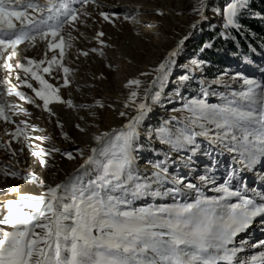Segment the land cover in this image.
<instances>
[{"label": "snow or ice", "instance_id": "obj_1", "mask_svg": "<svg viewBox=\"0 0 264 264\" xmlns=\"http://www.w3.org/2000/svg\"><path fill=\"white\" fill-rule=\"evenodd\" d=\"M82 6L91 5L101 9L94 17L92 12L70 7V0H0V70L7 75L0 79V122L14 125V130H4L10 137L0 147L10 151L13 158L23 153L24 147L12 149V140L24 144L29 140L27 129L34 126L27 121L17 123L13 109L19 106L9 103L7 96L18 97L21 101L46 112L49 118L57 117L56 108L63 106L71 110L88 112L91 108L103 109L102 101L95 104H77L62 94L70 90L75 82L77 69L74 61L68 59L75 48V41L81 26L90 28L93 23H108L115 26L120 13L105 11L102 0H76ZM206 0H198L193 8L199 19L190 27L199 28L207 20ZM251 7V0H227L226 5L214 9L223 14L224 27H239L238 18ZM156 15L165 16L162 10H155ZM183 15V13H178ZM123 19H130L125 15ZM264 19V16L261 17ZM70 30L65 32V28ZM82 35V34H81ZM139 35V33H137ZM189 35L181 38L167 51L164 58L151 72H141L140 76L155 74L156 80L163 81L172 70L177 57L181 54ZM104 31H96L93 39L100 47L77 51L80 56L88 57L95 53L107 59L105 48L112 47L104 39ZM39 42H45L43 58L20 55V46L35 48ZM210 46V45H209ZM51 53V54H49ZM194 65L203 63L193 60ZM110 68L111 64L108 65ZM19 81V86L12 83V74ZM103 79L104 77H100ZM188 80L187 75L180 77ZM214 81L213 83H218ZM144 81L133 78L127 82L130 89L128 101L124 107L135 105V115L120 111L121 117H128L127 123L120 130L94 133L92 139L96 146L78 149V155H88L85 162L76 170L73 177L55 185L45 184L35 173L22 175L19 161L9 168L0 169L4 176L19 178L32 183H39L46 189L43 194L20 193L12 187L8 191L18 194V198L5 202L7 213L0 218V225L10 226L11 230L0 227V264H264V251L241 261L238 253L244 249L231 247L235 238L246 232L256 218L264 219V193L247 195V188L233 189V173L227 181L215 187L218 196L205 195L194 183H185L184 179L173 180L176 185L167 192L154 189V184L161 183V177L168 179L167 167L156 163L155 171L149 179L142 177L134 163L135 140L138 128L149 106L145 102L136 103L140 97V87ZM246 89L233 92L232 99L226 104L214 105L206 99H194L186 107L189 116L183 127L172 132L168 127L157 130L162 143L174 150L196 144L197 137H204L213 145H221L229 153H239L240 163L251 167L264 157V83L253 79H244ZM30 90L31 94L20 90ZM147 91V90H145ZM204 97L209 93L204 91ZM145 95L143 100H147ZM159 99V93L153 97ZM111 108L112 105H107ZM26 116L32 113L21 108ZM95 118V113H89ZM85 120V116H79ZM61 129L64 124L55 120ZM20 125H24L21 127ZM99 127V125H91ZM74 127L81 133L88 128L76 123ZM65 140H71L67 132H62ZM23 137V139H21ZM36 139H41L36 137ZM42 139L51 141V135ZM60 153L69 161L77 157L71 151L60 148H40L33 155L42 158L44 168L55 167L49 159ZM93 172V178L84 181L81 174ZM202 183H213L208 176H200ZM195 190L198 195L193 202L174 203L166 206H146L134 208L133 202L147 197L164 195L180 196L185 190ZM257 197L259 199H257ZM237 198V202H230ZM264 247V241L253 247Z\"/></svg>", "mask_w": 264, "mask_h": 264}, {"label": "rangeland", "instance_id": "obj_2", "mask_svg": "<svg viewBox=\"0 0 264 264\" xmlns=\"http://www.w3.org/2000/svg\"><path fill=\"white\" fill-rule=\"evenodd\" d=\"M257 1L264 7V0ZM102 2L105 5L103 10L119 12L120 19L116 20L115 26L89 21L92 27L81 26L80 34L72 33L74 36L79 35V39L74 42L75 48L69 53L68 59L74 61L71 66L76 68L77 72L72 88L62 90V94L68 98V91H70L71 98L77 104H95L96 101H102L106 107L103 109L93 107L85 112L59 106L56 108L57 117L49 118L48 114L39 108L19 100L18 97L7 96L5 93V99L9 103L19 106L17 109H13L17 113L13 119L17 123L27 121L28 124L34 126V129H27L29 140L24 144L12 140V149L18 150L24 147V152H18L15 158L11 156L10 151L0 147V169L9 168V161H12V164L19 161V167L12 170H21L22 175H27L29 172L35 173L45 184H52L53 181L61 183L69 177H73L74 175H71L73 170L76 172L88 155L85 152V155L81 157L77 151L87 148L83 144L87 135L94 132L111 131L109 129L110 114H117V124L127 123L128 117L135 115V105L124 107L130 93V89L125 85L129 80L138 77L144 83L139 89L140 97L137 98L136 103L145 102L150 110L147 111L138 128L139 134L135 140L133 153L137 164L134 163V165L151 167L160 163L167 167L166 175L174 187L176 186L173 180L184 179L185 183L196 184L205 195L210 197L221 195L213 189L225 183L229 173H233V171L232 186L234 190L246 187V194L249 196L257 192L264 193V157L255 165L247 167L246 162L240 163L239 153H229L223 146L213 145L204 137H197L195 145L174 150L170 145L161 142L157 132L162 127H168L175 133L178 128L183 127V122L189 116L186 107L194 99H206L210 104L223 106L232 99L233 92L246 89L247 86L243 83L244 79H253L264 83V58L250 66L242 65L240 59L230 57L226 59L227 63L225 64H216L205 58L206 50L213 46V40L208 37L218 38L221 35L226 37L229 28H231L224 27L222 12L217 14L214 11L217 8L222 9L227 0H206L208 5L205 10L207 20L202 21L196 30L192 29L190 25L199 19L193 12L198 0H102ZM70 7L81 10L86 8L87 11L92 12L94 17L101 10L91 5L82 6L76 0H70ZM157 9L162 10L165 16L156 15L155 10ZM178 13H183V15ZM249 14H256L255 9L252 8V0L251 7L238 18L239 27L241 26L240 19ZM125 15L130 19H123ZM69 30L66 26L65 32ZM101 30L106 33L104 39L112 45V47L104 49L107 59L101 58L95 53H90L88 57L80 56L77 59L78 50L87 51L92 47H100L93 37L96 31ZM189 33L191 35L185 41L181 54L177 57L169 75L162 82L157 80L153 83L156 80L155 74L140 76L141 72H151L161 62L167 51L171 50L181 38ZM201 40L203 42L200 44ZM45 48V42H39L35 48L26 49L25 45H21L20 55L16 60H21L25 55L41 59ZM193 60L203 63L194 65ZM109 64L112 65L111 68L108 66ZM5 75L7 74L0 70V79H3ZM183 75H187L189 79L181 80L180 77ZM102 76L103 79L100 78ZM214 81L219 82L213 83ZM12 83L19 86V81L15 78L14 73L12 74ZM3 90L0 88V91ZM20 90L31 94L30 90L26 88L20 87ZM204 91L209 93L207 97H204ZM156 93H159L158 100L153 99ZM145 95L148 97L146 101L143 100ZM107 105H112V107L109 108ZM21 108L27 109L32 115H24ZM120 111L127 112L128 117L119 116ZM90 112L96 114L95 118L89 114ZM81 115L85 116V120L79 119ZM56 119L64 124L63 129L57 126ZM76 123L88 128V132H79L74 127ZM91 125H99V127ZM20 126L24 127V125ZM5 129L11 132L14 130V125L0 122V134H3ZM120 129L122 128L116 130ZM62 132H67L71 140H65ZM48 135L53 137L51 141L42 139ZM36 137L41 139H36ZM9 139V136L4 135L0 144H5ZM53 147L60 148L62 152L71 151L77 158L69 161L60 153H55L54 158L43 157L49 159L50 164L55 165V167L46 169L40 163L42 158H38L32 153L40 148ZM202 175L215 180V184L202 183L199 179ZM90 178H93L92 170H89L87 174H81V179L84 181ZM173 186L171 188H174ZM12 187L18 188L20 193L35 195H41L46 191L39 183L11 176L6 177L0 172V218L7 213V209L4 207L5 202L18 198L17 193L8 191ZM179 187L182 186L179 185ZM184 191L188 194L182 195L181 193L175 198L167 196L157 202L146 198L142 204L133 207L166 206L174 203L193 202L198 195L195 190L185 189ZM257 199L259 198L257 197ZM230 202H237V198H232ZM0 227L11 230L10 226L0 225ZM243 234L237 236L239 242L237 241L236 246L235 243L231 245V247L244 249L238 253L239 259H245L247 250L251 252L248 257L256 255L255 252L264 251V247H253V245H259L260 239L264 237V219L256 218L255 222Z\"/></svg>", "mask_w": 264, "mask_h": 264}, {"label": "trees", "instance_id": "obj_3", "mask_svg": "<svg viewBox=\"0 0 264 264\" xmlns=\"http://www.w3.org/2000/svg\"><path fill=\"white\" fill-rule=\"evenodd\" d=\"M252 8L259 15H245L240 19L241 26L229 28L226 37H208L213 40V46L206 50V59L216 64H225L230 57L240 59L242 65L250 66L264 58V19H261L264 7L259 1L252 0ZM202 40L200 44L204 41Z\"/></svg>", "mask_w": 264, "mask_h": 264}, {"label": "bare ground", "instance_id": "obj_4", "mask_svg": "<svg viewBox=\"0 0 264 264\" xmlns=\"http://www.w3.org/2000/svg\"><path fill=\"white\" fill-rule=\"evenodd\" d=\"M116 113H114V114H110L109 115V118H110V124H109V129L112 131V130H116V129H118V128H122V126L125 124V123H123V124H117V120H116ZM121 122V121H120ZM108 127V126H107ZM95 133V132H94ZM94 133H90V134H88L87 135V137H86V139H84V141H83V144H84V146H86V147H89V146H96V144H95V141L92 139V135L94 134ZM97 133V132H96ZM85 138V137H84ZM135 164H137V161L135 160ZM135 166V168H136V170L138 171V173L142 176V177H147V178H149L150 180L151 179H155L154 177H153V173L155 172V171H159V170H157V169H155L153 166H151V167H149V166H147V165H143V166H138V165H134ZM76 172H75V170H73V172H72V174L71 175H74ZM171 182L172 181H170V178H168L166 181L163 179V177H161V183L160 184H154V189H156V190H159V191H162V192H167V190H169L170 188H171V186H173L172 184H171ZM57 183H60V182H58V181H53V183H52V185H55V184H57ZM176 187H179V185H176V184H174ZM174 187V186H173ZM184 194H188V192H186V191H183L182 192V195H184ZM167 196H169V195H164V196H161V197H156V198H153V197H147V198H150L151 200H153V201H155V202H157V201H160L161 199H165ZM146 198H143V199H137V200H135L134 202H133V206H135V205H140V204H142L143 203V201L145 200ZM261 222V221H260ZM242 234L243 233H241L240 235L242 236ZM244 235V234H243ZM264 238V237H263ZM263 238H261L260 239V241H264V239ZM251 251V250H250ZM251 252H249V250H247V251H245V254H247V256H245V259L244 260H247L249 257V254H250ZM255 253H257L256 255H258V253L259 252H255ZM247 258V259H246ZM241 260V259H240ZM241 261H243V260H241Z\"/></svg>", "mask_w": 264, "mask_h": 264}]
</instances>
